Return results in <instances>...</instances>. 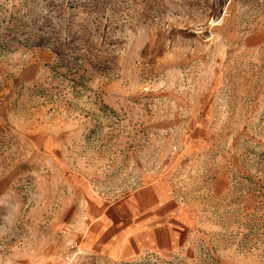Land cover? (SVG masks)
<instances>
[{
    "label": "rangeland",
    "instance_id": "374dc122",
    "mask_svg": "<svg viewBox=\"0 0 264 264\" xmlns=\"http://www.w3.org/2000/svg\"><path fill=\"white\" fill-rule=\"evenodd\" d=\"M154 186L186 239L111 259ZM0 264H264V0H0Z\"/></svg>",
    "mask_w": 264,
    "mask_h": 264
},
{
    "label": "crops",
    "instance_id": "0c3cea01",
    "mask_svg": "<svg viewBox=\"0 0 264 264\" xmlns=\"http://www.w3.org/2000/svg\"><path fill=\"white\" fill-rule=\"evenodd\" d=\"M140 193L147 195L144 203H135L128 211V218L121 224V232L110 226L111 213L117 209L109 208V257L114 260H128L146 253L168 255L186 239L183 228L171 223L177 220L178 209L172 197L155 186L145 188ZM176 212V213H175ZM119 219L118 216H115ZM118 219L115 221L117 222ZM116 234V235H115Z\"/></svg>",
    "mask_w": 264,
    "mask_h": 264
}]
</instances>
